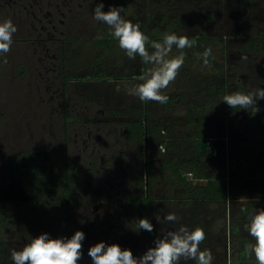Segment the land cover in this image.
<instances>
[{
  "label": "rangeland",
  "instance_id": "1",
  "mask_svg": "<svg viewBox=\"0 0 264 264\" xmlns=\"http://www.w3.org/2000/svg\"><path fill=\"white\" fill-rule=\"evenodd\" d=\"M99 3L104 4L105 12L110 7L123 8L122 18L142 27L150 40L161 41L165 33L211 36L214 60L223 65V72L230 78L227 95L264 88V0H0V22L11 20L18 29L11 50L0 55L2 63L8 60L6 67L0 64V181L9 156L40 148H46L56 162H74L86 176L90 172L86 163L93 160L101 179L99 192L90 189L85 180L81 185L83 193L67 204L65 212L43 220L36 217L37 208L0 195V237L7 248L5 256L11 258L13 250H22L32 238L43 233L52 239H70L79 230L84 232L85 239L78 264H93L88 250L101 241L118 244L139 258L155 247V240L162 238V229L186 225L189 230L203 228L206 239L200 248L211 251L212 264H257L254 254L246 251L255 241L245 225L255 210L264 208V99L257 101L258 111L254 107L234 110L220 97L210 100L199 96L198 79L220 72L212 61L210 68L203 67L195 55L198 51L189 49L183 50L185 62L175 81L163 90L167 96H179V103L165 108L161 103H145L127 95L125 86L140 83L141 74L124 79L114 77L132 73L135 60L119 48L118 41L110 35V27L93 18ZM56 9L62 15L52 29L48 19ZM42 28L45 33L40 32ZM47 29L51 31L46 34ZM54 30L63 32L58 49L63 52L64 73L70 77L64 86L62 81H52V65L45 69V62H39L43 55L40 41L56 37ZM103 37L112 40V48L94 45ZM55 47L56 43L45 50L46 58L57 54ZM171 55H179L175 46ZM96 70L103 71L101 77L107 76L105 80L100 81ZM46 74L52 77L46 78ZM188 102L205 105L203 114L192 118L202 123L190 122L184 114ZM102 109L105 114L111 110L119 114L145 113L150 120L163 121L166 128L178 126L179 133L201 126L206 133L224 135L228 143L223 185L235 195L220 200L187 198L183 188L173 184L174 180L156 166L144 213L127 200L148 189L143 164H138L133 179L132 166L127 168L125 156L113 157L115 163L104 173L100 171L107 155L103 156L105 152L99 151L98 146L93 147L90 136L107 139L111 127L106 125L107 115L101 116ZM165 134H169L167 129ZM160 150L164 151L163 145ZM112 151L114 147L108 146L106 153L112 155ZM209 161L216 172V153ZM185 176L191 185L205 182L192 179L188 173ZM169 212L176 215L175 223L157 222L156 215L163 220ZM141 218H148L153 224L152 232L137 231ZM3 258L0 255V264H5Z\"/></svg>",
  "mask_w": 264,
  "mask_h": 264
},
{
  "label": "clouds",
  "instance_id": "2",
  "mask_svg": "<svg viewBox=\"0 0 264 264\" xmlns=\"http://www.w3.org/2000/svg\"><path fill=\"white\" fill-rule=\"evenodd\" d=\"M103 3L97 4L93 18L106 24L112 30L110 35L118 41V46L129 59H141L146 67L138 77L140 83L125 86L127 95L137 97L141 102L154 101L166 104L169 97L163 90L173 83L185 62L184 49L196 46V40L187 35L165 33L161 41L150 40L138 24H133L121 16L123 8L110 7L107 12L102 11ZM17 26L11 20L0 22V55L11 50L13 35ZM179 50V55L172 56L173 47ZM203 67L210 68L214 59L211 48H206L202 53H195ZM211 58V59H210ZM242 60L247 59L241 57ZM120 86H117V91ZM264 99V88L244 92H232L225 95L222 101L230 108L236 110L255 108L257 101ZM157 222L173 224L177 221L174 213H166L163 220L156 215ZM140 229L153 231V224L148 218H141L137 222V231ZM245 230L254 239L247 252L254 254L257 264H264V208L255 210L250 216ZM162 238L155 240V247L149 248L141 257L133 256L129 249H122L118 244L107 245L101 241L91 246L88 255L93 264H180L184 261H194L195 264H212L213 255L210 250H201L200 245L206 239L203 228L197 226L192 230L186 225H180L174 230L162 229ZM85 234L76 231L69 238H50L43 233L32 238L22 250H13L11 259L14 264H78L82 259V241Z\"/></svg>",
  "mask_w": 264,
  "mask_h": 264
},
{
  "label": "trees",
  "instance_id": "3",
  "mask_svg": "<svg viewBox=\"0 0 264 264\" xmlns=\"http://www.w3.org/2000/svg\"><path fill=\"white\" fill-rule=\"evenodd\" d=\"M114 1L121 2L123 0ZM140 29L143 31L142 27ZM143 32L145 33V31ZM188 37L196 40V46L189 50L202 53L206 48L212 49L214 44L213 38L208 35ZM111 44H113L112 40L107 37L99 38L94 42L96 47L103 45L112 48ZM211 61L220 73H210L204 78L198 79L200 89L198 95L214 100L227 95L226 89L230 78L223 72L224 68L221 63L214 59ZM4 62L2 63L0 60V64L6 67L8 60L7 63ZM144 66L141 59L137 57L132 73H123L119 77L130 78L132 75L142 74ZM22 73L23 71L20 74ZM168 97V102L162 104L165 108H171L182 100L177 95ZM222 107L224 106L222 105ZM204 108L206 109L203 104L188 102L184 107V114L191 119L190 122L202 123L198 120L192 121V118L196 114L202 115ZM142 121L144 124H141ZM135 125V131L139 137L145 134L144 158L147 165L150 166L149 177H152L154 167L162 168L167 176L174 180L173 184L183 188L186 197L190 199L197 197L206 200H220L226 196L235 195L232 189H227L223 185L222 177L227 174L226 147L228 143L224 135H215L213 132L206 133L201 126L195 127L193 130L189 126L190 128L186 129L188 133H179L178 126L166 128L163 121L150 120L146 114L140 116V120ZM166 129L169 134H165ZM208 143H211V147L216 150V157L219 159L216 172L212 170L211 164L208 165L212 156V150ZM241 143L243 147L244 142ZM159 145L160 147L163 145L164 151L160 150ZM90 168L95 174V167L91 166ZM3 170L0 195H9L7 196L9 200L37 208L36 217L41 220L65 212L67 204L76 199L75 193L84 190L81 185H83L85 176L81 169L72 161L56 162L46 148H40L38 151L26 150L21 154L9 156L3 165ZM185 173H190L192 179L205 180V182L191 185ZM3 200L6 202L8 199ZM141 202L145 204L142 200ZM2 223L3 218L0 216V229ZM6 250L7 248L0 237V255L5 257L3 261L5 264H14L11 258L5 256Z\"/></svg>",
  "mask_w": 264,
  "mask_h": 264
},
{
  "label": "flooded vegetation",
  "instance_id": "4",
  "mask_svg": "<svg viewBox=\"0 0 264 264\" xmlns=\"http://www.w3.org/2000/svg\"><path fill=\"white\" fill-rule=\"evenodd\" d=\"M53 11H54V14L48 19V21H49L48 27L51 25L52 29L55 27L56 21L57 20L59 21V16L62 15V11L59 9L58 10L56 9ZM70 12H71V10H70ZM56 16H57V19H56ZM42 29L43 30H41L40 32L45 33L44 28H42ZM49 31H51V30L47 29L46 34L49 33ZM54 34H56V37L55 36L52 38L48 37L47 39H45V41H40L41 47H42V50L40 51V53L43 55L39 57V62H45V65L43 66V67H45V69L48 68V66H46V65H48V64H50L49 66L52 65L50 67V69H51L50 74L53 75L52 81L56 80V79H57V81L59 80V82L62 81L61 83L64 86L67 83V81L70 80V77H68L64 73L63 52L60 49H58L59 43H60L58 41H60V37H61V35H63V32H62V30H58V32H55V30H54ZM55 43H56L55 50H58L57 54L54 53L52 56L46 58L47 55L45 57V50L48 51V49L49 50L52 49V47H54ZM4 61H5V63H7V60H4ZM99 70H96L94 73H96V76L99 79H101L100 81L105 80V78L107 76L101 77L103 71L100 72ZM98 74L100 76H98ZM119 76L120 75H115L114 77L118 78V79H124V78H120ZM45 77L50 79L52 76L49 77L46 74ZM79 79L84 81V79H86V78L76 77V80H79ZM66 100H67V98H65L64 101H66ZM104 114H105L104 110L102 109L101 110V116H104ZM105 115H107L106 116L107 118H105V119H107L106 125L111 127V128H108L109 129L108 136L106 135L108 140L107 139L101 140L100 138L97 139L94 137L92 138V136H90V140L92 142L93 147L98 146L99 151H102V153L105 152V154H103V156L107 155L102 160V162L103 161L104 162L101 164V166H99L100 171L104 173L105 171H107L106 168L110 164L115 163V159L113 157L116 158L117 156H119V157L125 156L124 162H126L125 164H126L127 168L132 166V170L130 173H132L131 179H133L134 174L138 173V169H137L138 164L140 166L143 164L144 165V181L146 182L145 184L148 186V189L146 192H140L138 195L129 196L127 198V200L129 202H131L132 205L140 207L142 209L141 211H143L145 213V212H147V208H148V201H149L148 191H149L150 184L152 182L153 175H152V177L151 176L149 177V167L150 166L147 165V161L144 158L145 157V149H146L145 134H143V135H141V137H139L137 132L135 131V126H136L135 123H137L140 120V116L145 115V113L141 114V112L139 113L138 111H136L135 113H130V114H119V113L113 112L111 110L110 112H107ZM95 124L97 125L98 123L96 122ZM141 124H144L143 121L141 122ZM131 125H133V126H131ZM121 129H123V131ZM108 146L114 147V151L111 152L112 155H109V153H106ZM116 151H118V152L115 154ZM89 163L90 164L86 163L87 167L89 165V167L94 166L96 168L95 162L93 160H90ZM89 171L90 172L87 174L88 176L83 174L85 176L86 182L88 183V187L90 189H93L95 191V193L99 192V183L101 181L100 176H98V174H96L97 173L96 171H95V174H93L91 168ZM188 174L190 175V173H188ZM119 179L121 180L120 177H119ZM85 180L83 182V185L85 183ZM196 180H200V179H196ZM107 181H109V178ZM200 181H202V180H200ZM129 182H130V180H129ZM133 182H134V180H133ZM131 184H132V182H131ZM83 191L84 190H82L78 193H75V198H77L76 197L77 194L83 193ZM95 198L99 199V196H96ZM141 200L143 202H145V204H143L141 202ZM149 235L151 236V234H149Z\"/></svg>",
  "mask_w": 264,
  "mask_h": 264
},
{
  "label": "built area",
  "instance_id": "5",
  "mask_svg": "<svg viewBox=\"0 0 264 264\" xmlns=\"http://www.w3.org/2000/svg\"><path fill=\"white\" fill-rule=\"evenodd\" d=\"M208 145L211 147V143H208ZM211 150H212V154L216 153V150L214 148L211 147Z\"/></svg>",
  "mask_w": 264,
  "mask_h": 264
}]
</instances>
